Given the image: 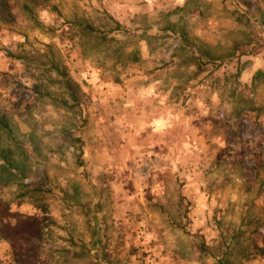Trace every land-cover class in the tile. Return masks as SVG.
Returning <instances> with one entry per match:
<instances>
[{"label":"rangeland","instance_id":"374dc122","mask_svg":"<svg viewBox=\"0 0 264 264\" xmlns=\"http://www.w3.org/2000/svg\"><path fill=\"white\" fill-rule=\"evenodd\" d=\"M0 264H264V0H0Z\"/></svg>","mask_w":264,"mask_h":264}]
</instances>
